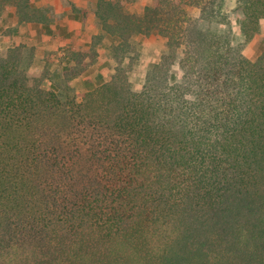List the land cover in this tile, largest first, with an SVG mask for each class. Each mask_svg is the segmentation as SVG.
<instances>
[{
  "label": "trees",
  "instance_id": "obj_1",
  "mask_svg": "<svg viewBox=\"0 0 264 264\" xmlns=\"http://www.w3.org/2000/svg\"><path fill=\"white\" fill-rule=\"evenodd\" d=\"M236 2L238 38L226 0H99L116 65L81 99L103 35L66 48L51 85L24 44L0 45V264H264V51L245 55L264 0ZM10 9L48 20L0 0V22ZM153 33L166 49L136 89Z\"/></svg>",
  "mask_w": 264,
  "mask_h": 264
},
{
  "label": "rangeland",
  "instance_id": "obj_2",
  "mask_svg": "<svg viewBox=\"0 0 264 264\" xmlns=\"http://www.w3.org/2000/svg\"><path fill=\"white\" fill-rule=\"evenodd\" d=\"M99 0H34L35 7L47 15L44 24L20 23L15 10L10 9L0 22V45L8 48L24 44L26 56L32 60V70H51L48 85L58 84L63 78V53L66 48L77 45L88 51L92 37L95 34L104 36L96 9ZM154 0H128L133 12H143L153 4ZM236 0H226V12L229 14L235 36L239 37L238 13ZM198 15V10L190 9ZM137 42L141 48V59L132 74L136 89H141L147 71L160 59L166 49V39L153 33L139 36ZM111 39L103 37L98 59L91 62L87 72L71 84V91L79 99L88 90L108 80L115 70V62L111 56ZM264 51V22L258 36L247 46L245 55L250 60H256ZM29 60H27V63ZM175 80H181L182 72L178 66L173 69Z\"/></svg>",
  "mask_w": 264,
  "mask_h": 264
},
{
  "label": "crops",
  "instance_id": "obj_3",
  "mask_svg": "<svg viewBox=\"0 0 264 264\" xmlns=\"http://www.w3.org/2000/svg\"><path fill=\"white\" fill-rule=\"evenodd\" d=\"M263 22H264V20H263ZM263 22H262V23H263ZM257 36H258V35H257ZM257 36H256V37H257ZM256 37H255V38H256Z\"/></svg>",
  "mask_w": 264,
  "mask_h": 264
}]
</instances>
